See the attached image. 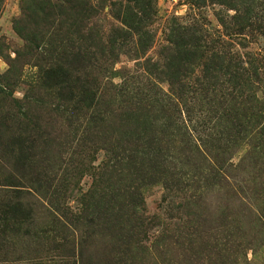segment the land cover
Wrapping results in <instances>:
<instances>
[{"label": "rangeland", "instance_id": "obj_1", "mask_svg": "<svg viewBox=\"0 0 264 264\" xmlns=\"http://www.w3.org/2000/svg\"><path fill=\"white\" fill-rule=\"evenodd\" d=\"M194 1L198 8L188 0H0V264H80L84 240L81 264H264V146L258 143L264 130L240 132L241 114L225 95L229 86L183 97L179 88L191 72L197 77L200 62L173 60L169 72L157 65L166 62L160 53L169 31L189 24L193 13L207 34L221 35L222 51L264 55V0H233L238 9ZM94 66L116 72L94 73ZM90 75L98 77L101 102L76 113L58 95V82L66 80L67 95L78 97L77 80L87 86ZM172 90L180 98L174 112L151 110L153 97L169 102ZM114 113L124 117L118 121ZM127 126L141 136L144 130L143 141L151 142L152 128L159 136L156 130L165 127L185 130L177 142L200 143L210 155L209 144H230L233 202L222 215L228 235L214 227L219 211L212 193L197 192L192 180L191 191L162 187L172 175L187 181L193 167L167 163L143 176L127 167L120 138ZM90 139L95 144L80 152ZM21 146L30 155L28 169L14 171ZM19 176L30 194L4 189L6 179L15 184ZM185 198L198 201L192 221H208L178 234L174 223L184 219ZM141 212L153 217L143 234L136 233L134 216ZM94 214L101 217L91 223Z\"/></svg>", "mask_w": 264, "mask_h": 264}, {"label": "trees", "instance_id": "obj_2", "mask_svg": "<svg viewBox=\"0 0 264 264\" xmlns=\"http://www.w3.org/2000/svg\"><path fill=\"white\" fill-rule=\"evenodd\" d=\"M214 2L219 5H232L234 9H238L233 0H215ZM188 4L192 8H198L199 6V3L194 0H188ZM152 12L153 14L155 13V11ZM194 14L195 13L191 16L192 20L189 24H177L175 29L169 31L170 33L167 35V38L164 39L165 43L163 45V50L160 53L161 58H164L166 62L161 64L160 61L157 65L164 68L163 71L169 72L173 60H178L179 63L184 62L187 65L200 62L201 69L199 70L197 77L191 79V74L193 73L191 72L188 76L189 80L181 85L183 86V89L182 87L179 88V90H183V97L185 93L187 96L189 95V98L193 99L197 96V94L201 96L203 95L202 97H204L206 96L205 94L207 91L212 92L218 87L221 89L229 86L225 95L228 96V100L231 102V105L241 114L239 115V120L237 121V127L240 128V132H244L248 126H252L254 128L258 127L264 130V55L258 52L255 53L250 51L245 53L246 55L244 58V56H240L233 51H222L221 48L223 46L221 47V45L225 41L222 39L221 35L212 37L207 34L205 29H202V24L199 23ZM247 19L251 22V16H248ZM180 30L184 31L180 32ZM167 60H171V63H167ZM80 66H78L77 69H79ZM92 69L94 73L96 71V73H100L102 71L104 73L106 70V73L116 72L114 66H112V68H99V70L94 66ZM60 70H62V68H60ZM106 77H108V75H106ZM97 81L98 77L95 76L93 78L91 75L90 78L85 80L87 86H85L84 82L80 83L79 80H77L78 83L74 86V88H77L81 93L78 97L73 95L72 92L67 95L66 91L70 88L69 83L66 80L60 81L58 82V95L61 96V99L64 102L71 101L73 103L72 109L76 113H81V109L83 108L88 111H92L93 109L95 110L96 106L101 102L98 95L99 88H97L98 86L96 85ZM168 81L172 86L178 84V80L175 78H170ZM4 84L5 83L0 82L1 87H3ZM112 86L117 88V91L115 89L114 94H120V91L122 90L121 87ZM173 89L176 92V88ZM174 91L172 90L171 93L173 96L171 101L168 102L169 97H167L166 103L163 98L153 97L151 110H156L157 108L162 111V113H166L167 111L174 112L176 110L175 106H179L178 103L180 99L178 94L175 95ZM104 102L109 101L104 100ZM112 106L113 105L108 104V108H112ZM178 111L180 112L179 109ZM119 114L120 113L115 115L114 113L113 116H116L117 120L121 121L124 116H119ZM91 119H93V116ZM211 126L213 127L212 124ZM167 127L162 130H156V132L161 134V136L156 135L155 129L152 128V142L151 139L143 141V139L147 137L145 136V131L143 130L144 135L141 136L140 133H137V127L132 128L127 126L126 128L121 129L120 138L123 139V145L121 146H124L122 158H126L127 167L133 169L134 173H138L142 176L147 174V171L144 172V169L148 168L149 172H151L152 168L157 169L159 166L165 168L167 163L173 169L177 167H193V169H195L194 173L196 174H192L187 181L180 180V176L172 175L168 183H165L164 181L160 183L163 188L174 192H179L182 189L191 191V188L188 187V183L192 180V184L190 186L193 187V183H195L196 185L194 186V189L197 192L201 194L206 193L205 191L210 192V194L212 193L214 196L213 198L211 197V200L213 201L212 203H214V209H218L219 211L218 215L215 217L218 224L214 227H221L225 229L224 233L226 234L229 231V221H227V218L222 215H229L228 211L231 209L233 202V181L232 174L230 173L231 164L229 162L230 144L226 141L221 144H209L214 152L213 155H210V152L208 153V150L210 149H208L205 145L202 146L200 143L188 145L182 140L181 143H178L177 141L179 140L177 135L180 134V136H184V134H186L185 130L178 131L174 129V131L170 130V132H168L169 129H167ZM220 131L221 130H218L217 134ZM258 134L259 147H263L264 134L263 132H258ZM93 140H89L90 146L81 144L82 147L80 152L85 147L90 148L91 145H94L95 143H91ZM175 144L181 145V147H176L174 146ZM7 147L9 149L10 146ZM31 148H34V146H31ZM110 150L111 149H109V151ZM174 150H178L180 152L175 153ZM80 152H78V154H80ZM113 155L115 156V159L119 157V154L115 152ZM179 155H181V157H179ZM28 158H30V155L21 146L17 154V160L14 164V171H19V169L22 171L24 168L28 169ZM136 160H142V162L140 161L138 163L137 167L132 164V162H135ZM145 162H147L148 165H145ZM114 166L115 165H111L108 167L114 168ZM106 173H108V171ZM177 173L179 174V172ZM176 177L178 178L176 179ZM22 178L23 176H19V178L16 179L15 184L8 182V178L2 185L7 187L4 189H10L11 191L9 192H17L19 195L21 193L30 194V189L24 185V180ZM131 202L135 204L134 200ZM195 203L197 204L198 201H189L188 198H185L184 205H182L185 210L184 219L180 220L178 223H174V230L177 231V233H183V229H187L188 226H195L198 228L195 229V232H197L199 227H204L205 222L208 221L207 217L201 218L199 221H195V223L192 221L193 217H195L193 215H197L194 214ZM142 204L143 203H140V206ZM20 206L22 207L21 204ZM21 207L18 208L19 211ZM22 208L24 209V207ZM24 210L27 211L26 209ZM96 210L98 211V209ZM95 215L96 214L92 215L93 217L90 218L91 223L95 222L93 219L99 220L101 217L100 214L98 215V218H96L97 216L95 217ZM134 216L137 220V227L139 228L136 233L143 234L146 229L152 228V216H148L142 212ZM207 227H210V225L207 224L206 228ZM206 230L201 229L200 231L204 232ZM193 233L194 232H192V234ZM186 234L192 235L188 233ZM152 235L156 240L157 236L155 234ZM226 235H228V233ZM86 245L87 244L84 240L78 247L80 264L83 259V251L85 250Z\"/></svg>", "mask_w": 264, "mask_h": 264}]
</instances>
